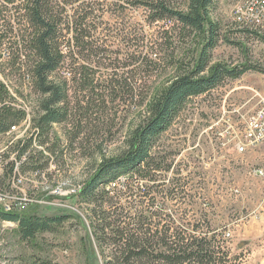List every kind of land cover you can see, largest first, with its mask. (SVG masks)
Instances as JSON below:
<instances>
[{"label": "rangeland", "instance_id": "1", "mask_svg": "<svg viewBox=\"0 0 264 264\" xmlns=\"http://www.w3.org/2000/svg\"><path fill=\"white\" fill-rule=\"evenodd\" d=\"M168 1L178 10H187L189 0ZM237 1L215 0L204 31L184 29L176 20L173 29L169 20L153 22L152 12L140 0H68L57 6L63 23L71 16L84 23L90 17L86 25L94 36L89 41L107 49V59H96L104 63L96 66L98 75L125 72L128 79L111 87V81L100 82L106 90L117 91L109 96L99 92L104 99L107 96L102 104L96 103L97 95L90 94L87 99L93 102L87 105L85 94L71 93L75 103L81 101V108L68 121L54 123L46 145L33 141L25 153L38 162L23 165V181L14 184L13 162L24 160L18 158L17 146L20 141L27 144L37 131L44 96L35 89L31 73L32 26L25 14L26 0H0V81L9 87L6 102L30 111L28 120L22 119L0 138V155L7 160L3 169L0 166V187L10 191L15 187L26 194V208L3 203L0 208L62 219L50 231L25 240L17 222L0 218V264H105L93 234V204L79 193L105 160L125 151V140L144 119L151 97L195 67L209 39V22L218 26L210 67L223 63L248 70L187 101L153 150L173 165L159 173L164 185L151 196L165 207L164 214H171L174 228H182L187 235L216 236L221 246L219 264H264V175L254 173L264 169V145L243 153L236 149L244 138L246 120L264 106V28L251 29L234 17ZM65 35L71 37L68 32ZM156 39L159 47L147 48L148 40ZM148 49L149 64L124 66L131 56L146 54ZM61 75L69 73L60 71ZM50 145L52 151L47 149ZM35 167L47 175L35 174ZM129 176L116 179L118 188ZM133 178L145 187L154 183ZM168 220L169 216L162 224Z\"/></svg>", "mask_w": 264, "mask_h": 264}, {"label": "trees", "instance_id": "2", "mask_svg": "<svg viewBox=\"0 0 264 264\" xmlns=\"http://www.w3.org/2000/svg\"><path fill=\"white\" fill-rule=\"evenodd\" d=\"M65 1L26 0L24 4L26 17L32 26L29 48L33 54L31 73L34 87L44 97L40 103L41 114L37 119V131L27 144L24 141L19 142L17 146L19 158L25 154L34 140H38L40 146L46 145L47 136L54 123L68 121L73 111L81 108V101L75 103L71 93L85 94L83 100L90 97V94L97 95L96 103L102 104L107 102V96L117 91L113 88L106 90L105 85L100 82L111 81L109 84L111 87L123 85L128 79L125 78V72L122 75L112 72L98 75L96 66L104 63L97 62L96 59L97 57L107 59V49H100L89 41L94 36L90 26L86 25L89 16L85 19V23L83 19H77L75 16L74 18L71 16L63 23L57 6L66 3ZM214 1L189 0L187 10L183 11L173 7L168 0H140L152 12L153 22L169 20L173 29L176 20L184 29L196 31L205 30L209 8ZM208 26L209 39L195 67L174 78L163 92L151 97L147 103L144 119L132 129L125 140V151L119 156L105 160L79 193L82 200L93 204L91 211L93 234L101 248L105 264H219L220 262L218 254L221 252V246L218 245L216 236L209 238L207 235H187L182 228H174L175 221L171 214H164L165 207L157 205L156 197L151 196L152 192H160L159 189L164 185L160 182L159 178L162 176L159 173L169 171L173 165L167 157L156 155L153 150L162 134L172 127L187 101L193 96L217 88L228 78H239L248 70L244 66L230 67L223 63L210 67L211 50L217 45L218 26L212 22H209ZM65 32L71 37H66ZM159 45L158 39L148 40L147 48L157 49ZM148 55L152 56L149 49L146 54L142 52L138 56L135 54L130 57V63L124 66H134L138 62L139 65L149 64ZM65 70L68 71L69 76H60V71ZM115 75L118 78L116 81H114ZM125 84L128 85V82ZM101 91L106 92L105 99L102 93H99ZM131 93L134 91L131 90ZM8 97L9 87L0 81V103H2L0 133H6L12 125L16 127L14 124L25 117L22 110L6 102ZM92 102L93 99L86 100L87 105ZM52 146H48L47 149L52 151ZM34 159V156L27 157L22 166L30 161L36 164L38 161ZM122 175H130L123 187L107 189ZM133 176L139 179L148 178L154 183L145 187ZM168 216V222L162 224ZM0 218L17 222L19 234L25 240L34 238L40 232L50 231L62 220L33 213L6 212L2 208H0ZM209 225L211 226L210 223ZM194 229L200 230L197 225ZM172 230L175 232L171 233Z\"/></svg>", "mask_w": 264, "mask_h": 264}, {"label": "built area", "instance_id": "3", "mask_svg": "<svg viewBox=\"0 0 264 264\" xmlns=\"http://www.w3.org/2000/svg\"><path fill=\"white\" fill-rule=\"evenodd\" d=\"M233 16H246L255 18L257 19V21H261V28H264V0H238L233 8ZM7 103L15 107L13 103ZM1 107L2 103H0V108ZM19 109L22 110L25 114L23 120H28L30 111L23 107H20ZM12 131L13 125L6 133H11ZM4 134L5 133H0V138ZM243 137V139H240L236 143V149L239 152L243 153L248 151L250 148L264 145V106L254 111L248 117V119L246 120L245 133ZM23 157L24 160H19L20 163L17 161L13 162L14 184L23 181L22 164L27 160L26 153L18 158L22 159ZM6 163L7 160L5 158V154L0 155V166H2V169L4 168ZM33 172L37 175H41L43 170H34ZM45 173L46 172H43V175H45ZM254 173L255 175L263 176L264 169L257 168L254 170ZM116 186H118V182L112 183L109 187H107V189H111ZM11 188H13L14 190L10 191L7 188L0 187V203H3V205L7 207H12L20 210L26 208L24 207L23 203L24 201L28 200L27 195L21 193L20 191H18L19 189H16L15 187ZM60 193H62V191H60Z\"/></svg>", "mask_w": 264, "mask_h": 264}, {"label": "bare ground", "instance_id": "4", "mask_svg": "<svg viewBox=\"0 0 264 264\" xmlns=\"http://www.w3.org/2000/svg\"><path fill=\"white\" fill-rule=\"evenodd\" d=\"M236 17L238 18L239 21H241L244 25H246L249 28L261 29V21H257V19L255 18L246 17V16H236Z\"/></svg>", "mask_w": 264, "mask_h": 264}]
</instances>
